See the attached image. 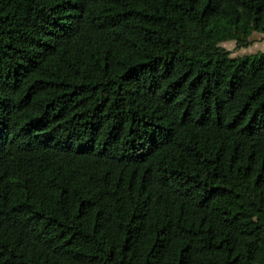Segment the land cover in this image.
I'll return each instance as SVG.
<instances>
[{
	"label": "trees",
	"instance_id": "16d2710c",
	"mask_svg": "<svg viewBox=\"0 0 264 264\" xmlns=\"http://www.w3.org/2000/svg\"><path fill=\"white\" fill-rule=\"evenodd\" d=\"M264 0H0V264H264Z\"/></svg>",
	"mask_w": 264,
	"mask_h": 264
},
{
	"label": "rangeland",
	"instance_id": "374dc122",
	"mask_svg": "<svg viewBox=\"0 0 264 264\" xmlns=\"http://www.w3.org/2000/svg\"><path fill=\"white\" fill-rule=\"evenodd\" d=\"M225 50H228L232 56L255 53L264 50V35L262 33H254L251 44L247 47H238L233 41H226L220 44Z\"/></svg>",
	"mask_w": 264,
	"mask_h": 264
}]
</instances>
